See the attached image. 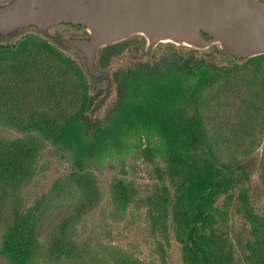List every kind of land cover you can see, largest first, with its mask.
<instances>
[{
  "label": "trees",
  "instance_id": "obj_1",
  "mask_svg": "<svg viewBox=\"0 0 264 264\" xmlns=\"http://www.w3.org/2000/svg\"><path fill=\"white\" fill-rule=\"evenodd\" d=\"M254 61H264V55L224 68L190 55L186 66L172 60L117 73L108 119L90 129L88 76L75 59L32 37L0 46V125L23 133L0 137V195L28 184L49 144L71 157V188L81 193L74 224L99 204L94 167L116 149L154 167L156 182L145 192L126 173L113 181L112 192L118 212L131 205L146 209L147 228L160 238L162 254L174 237L183 264H264V213L251 198L250 175L240 159L219 158L202 112L205 93L216 81ZM47 207L40 198L15 208L2 245L13 264H36L39 222ZM237 216L244 222L239 229ZM67 227L49 237L50 255L91 264L86 246ZM105 263L136 264L130 258Z\"/></svg>",
  "mask_w": 264,
  "mask_h": 264
},
{
  "label": "rangeland",
  "instance_id": "obj_2",
  "mask_svg": "<svg viewBox=\"0 0 264 264\" xmlns=\"http://www.w3.org/2000/svg\"><path fill=\"white\" fill-rule=\"evenodd\" d=\"M12 45L6 43L4 46ZM174 52L186 58L194 56L198 61L205 59L204 55L188 49L164 47L146 63L166 64L162 62L163 58ZM74 59L82 65L80 58ZM136 62L129 47H125L109 61V66L116 72L130 68ZM102 92L97 91L92 96L94 103L87 114L90 129L97 122L107 121L115 101V95H111L108 103L98 106L104 97ZM202 112L217 155L225 162H233L236 158L241 160L242 169L251 178V198L258 211L264 213V61H254L246 69L216 81L205 93ZM22 136L23 133L15 129L0 125V137L14 139ZM97 166L94 172L100 190L99 204L73 224L71 218L77 214L81 193L71 188V157L49 144L44 147L28 184L15 192L9 189L0 195V264H13L2 252V245L5 227L15 208L32 206L40 198H46L48 209L39 222L38 235L42 245L36 264H78L76 259L50 255L49 237L59 236L64 224L70 229L73 224L71 232L76 234L79 243L86 246L90 258L95 261L89 259L91 264H106L111 258H130L136 264H183L181 246L174 237L170 245L165 246L166 253H161L157 244L160 238L151 235L147 228L145 208L131 205L121 213L113 201L112 184L116 178H122L126 173L125 177L145 192L156 182L154 167L133 155L125 158L116 149ZM243 224L237 216L236 229Z\"/></svg>",
  "mask_w": 264,
  "mask_h": 264
},
{
  "label": "water",
  "instance_id": "obj_3",
  "mask_svg": "<svg viewBox=\"0 0 264 264\" xmlns=\"http://www.w3.org/2000/svg\"><path fill=\"white\" fill-rule=\"evenodd\" d=\"M61 23L80 25L88 38L67 42L97 82L99 50L135 35L151 56L161 43L207 51L213 45L248 60L264 55V3L260 0H11L0 4V40L36 26L45 34Z\"/></svg>",
  "mask_w": 264,
  "mask_h": 264
},
{
  "label": "flooded vegetation",
  "instance_id": "obj_4",
  "mask_svg": "<svg viewBox=\"0 0 264 264\" xmlns=\"http://www.w3.org/2000/svg\"><path fill=\"white\" fill-rule=\"evenodd\" d=\"M9 1L11 0H0V4L6 3ZM260 1L264 3V0H260ZM27 37H32L33 39L47 41L56 51L61 52L70 58H73V59L80 58L81 63H82L81 66L84 69L82 57L78 53L73 51L71 48H68L66 45L68 41L73 40V39L88 38L89 33L86 31L84 27L80 25H74L71 23H61V24L51 27L49 29V34H45L38 27L31 26L29 29L19 32L13 38H7L4 40H0V46H4L6 43L7 44H11V43L17 44L18 42L26 39ZM146 44H147V41L143 36L135 35L132 37H128L122 42L110 44L107 47L99 50L97 59H96V65L101 71H108L109 77L106 80L97 82L94 79H92L89 75H87L89 86H90V95H91L92 105L94 103V99L92 96L96 94L97 91H100V90L104 91L102 92L104 95V97L102 96L103 100H101L98 106L105 105L106 103L109 102V100H111L110 98L111 95H116L117 86H116L115 79H114L115 74L117 73L127 74L128 72L136 70L138 67L152 66L153 64L146 63V61L152 60L156 56L158 51L160 49H163L164 47L168 49H175V50H185L186 51V49H188V50L196 51L197 54L204 55L205 57L204 61H201V62H204L206 65L215 66L217 68L227 67L228 65H225L226 62L230 64L231 63L234 64L235 62L244 61V60H241V61L236 60L234 56L222 50L218 45H213L207 51H199L195 49L179 47L172 43H161L157 46L156 50L152 53V55L148 56L146 53ZM125 47H129V51L134 54L135 60L137 62L133 63V66L130 68L115 72L114 70L110 68L109 61L115 56V54L120 49L125 48ZM70 54H72L71 55L72 57L69 56ZM208 59H212L213 60L212 63H210ZM172 60L177 62L180 66H186V57L180 55L177 52H174L172 55L170 54L165 55L162 62L168 64ZM100 96H97V98ZM113 105H114V102L112 103V108H113ZM93 112H95V110Z\"/></svg>",
  "mask_w": 264,
  "mask_h": 264
}]
</instances>
